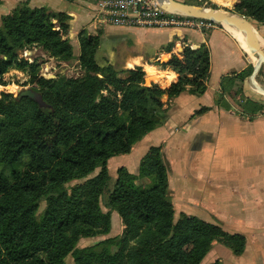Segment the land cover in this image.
I'll use <instances>...</instances> for the list:
<instances>
[{
  "label": "trees",
  "instance_id": "obj_1",
  "mask_svg": "<svg viewBox=\"0 0 264 264\" xmlns=\"http://www.w3.org/2000/svg\"><path fill=\"white\" fill-rule=\"evenodd\" d=\"M233 9L264 24V0H239ZM69 18L64 11L29 0H17L0 18V78L10 67H28L31 79L39 78L40 84L31 88L38 100L0 94V264H68V257L73 264H199L215 241L240 253L242 234L225 232L218 223L195 215L182 213L174 221L170 168L160 145L149 146L137 174L119 166L112 180L106 165L109 157L129 152L167 121L164 92L171 99L186 86L195 94L205 91L208 47L185 46L181 57L173 54L159 62V67L181 73L162 89L146 82L141 66L117 69L108 61L98 63L100 32L89 34L83 28L76 55L82 74L46 78L38 74L34 59L19 57L17 50L37 40L56 59L75 58ZM251 71L249 63L225 74L215 104L229 109L224 94L234 93L242 109L261 111L263 105L243 93ZM96 168L95 175L69 189V181ZM138 178L150 184L136 183ZM42 198L44 210L36 215ZM102 203L118 214L122 230L78 246L79 237L109 230L110 211H103Z\"/></svg>",
  "mask_w": 264,
  "mask_h": 264
},
{
  "label": "crops",
  "instance_id": "obj_2",
  "mask_svg": "<svg viewBox=\"0 0 264 264\" xmlns=\"http://www.w3.org/2000/svg\"><path fill=\"white\" fill-rule=\"evenodd\" d=\"M93 1L54 0L53 4L44 5L69 15V37L83 28L89 34L96 30L100 32V44L95 54L97 62L99 53L106 58L103 63L108 61L117 69L141 66L149 82L166 89L181 73L169 66L159 67V62L168 60L173 54L181 57L185 46L195 49L205 44L209 50L205 91L195 94L186 86L171 99L164 92L161 99L169 104L167 121L148 132L117 159L115 172L119 166H124L137 174L140 159L149 146L160 145L170 168L167 178L174 217L182 213L195 215L207 222L218 223L225 232L244 236L245 244L240 253L215 241L203 257V264L216 260L220 264H264V106L258 112H252L248 107L242 109L230 93L224 94L229 109L215 104L221 91V78L252 64L249 55L220 26L202 31L167 27H95L91 10ZM178 1L187 3L186 0ZM73 23L79 26L74 35ZM74 39L77 41L76 37ZM243 93L258 100L248 79L244 81ZM197 140H200L199 147H196Z\"/></svg>",
  "mask_w": 264,
  "mask_h": 264
},
{
  "label": "rangeland",
  "instance_id": "obj_3",
  "mask_svg": "<svg viewBox=\"0 0 264 264\" xmlns=\"http://www.w3.org/2000/svg\"><path fill=\"white\" fill-rule=\"evenodd\" d=\"M14 0H0V18L1 16H3L4 14H6L7 12H9L12 8V2ZM187 3L191 4V5H195V6H204V7H211V8H218L217 10H221V11H226L229 14H235L237 16L242 17V19L244 18L245 20L249 21L248 22V26L250 28H252L253 30L259 32V34L264 38V24L260 23L259 21H257L256 19L245 15V14H238L233 8L235 6V4L239 1L236 0L235 2L232 3V1L230 0V3H227V0H186ZM33 5H40L44 3L46 4H53L54 0H32ZM40 3V4H39ZM213 4V5H211ZM52 10V9H50ZM54 11V10H52ZM56 11H63V10H55ZM66 13V12H65ZM53 21H55V19H53ZM244 21V20H243ZM77 23H73V28H72V32L74 35V30L76 27ZM79 25V24H78ZM86 30V29H84ZM69 32V31H68ZM69 34V33H68ZM78 33L76 35H74L73 37H69V41L72 44L73 47V52L75 55V58L71 59L70 61H65V60H59L54 58L53 56H51L47 49L42 47V44L40 41L37 40H32L29 44V47H26L24 49H18V56L19 57H24L26 58L28 61H32L33 59L36 61L37 65H39V72L41 75L45 76L46 78L50 77L53 80H56L60 77H64V78H71V77H75L78 76L80 74H82V70L79 67L78 64V59L76 58V55L79 54V44H78V40L75 41L74 37H76L77 39ZM234 40V39H233ZM236 42V40H235ZM37 44H39L41 46L42 49H40L39 47H37ZM102 51V50H100ZM99 51V52H100ZM98 62L103 63L105 61V56L102 54L98 53ZM249 60H251L252 62L254 61L253 58H251L250 56H248ZM184 76V74H182ZM32 74L30 71V68L25 67V68H15V67H10L6 72L3 73V75L0 78V94L1 92H8L10 94H12L15 97H19L18 96V92L19 90L23 89V88H40V84L38 79H36L35 81H33L31 78ZM145 80L147 83H149L148 78L146 77V75H144ZM248 79V77H247ZM256 82L264 87V65L261 66L260 72L258 74H256L255 77ZM252 86V84H251ZM253 91L255 92L256 96L258 97L257 102H260L263 106H264V93H259L256 91V89L252 86ZM232 99L234 101L239 100V97L236 96L234 93H230ZM254 96V97H256ZM162 98V96H161ZM199 139V136L197 137ZM201 139V137H200ZM202 140V139H201ZM198 141V142H197ZM195 141V143H197L196 147H199L200 145V140ZM124 155L122 154H118V155H113L111 156L112 158H110L108 160V172L110 174L111 179H114L115 176V163L117 159H121ZM99 168H96L91 174H89L87 177L84 178H80V179H73L71 181H69L67 183V186L69 187V189L73 186H75L76 184H79L81 182H83L85 179H87L88 177H91L93 175H95L98 172ZM112 175V176H111ZM136 183L139 184H146L149 185L150 181L147 178H138L136 180ZM45 199L42 198L39 206L37 208V214L36 215H40L45 207ZM102 210L103 211H110V228L106 233H98L95 234L93 236H81L77 239L76 244L78 246L84 245V244H88L91 243L97 239L106 237V236H110V235H115L120 233L121 231V219L118 216V214L112 210L109 209L108 207L104 206L103 203L101 204ZM178 218V216L174 217V221H176ZM228 250V249H227ZM214 252H219V251H214ZM220 253V252H219ZM219 255V254H218ZM222 255V254H221ZM206 257V256H205ZM224 260V262L226 261V259L224 258V256H222ZM227 258V257H226ZM203 260H201L200 264H203L204 262H202ZM67 262L68 264H73L72 260L70 257L67 258Z\"/></svg>",
  "mask_w": 264,
  "mask_h": 264
},
{
  "label": "built area",
  "instance_id": "obj_4",
  "mask_svg": "<svg viewBox=\"0 0 264 264\" xmlns=\"http://www.w3.org/2000/svg\"><path fill=\"white\" fill-rule=\"evenodd\" d=\"M91 10L95 27H167L199 31L217 27L203 17L169 12L161 0H94Z\"/></svg>",
  "mask_w": 264,
  "mask_h": 264
},
{
  "label": "water",
  "instance_id": "obj_5",
  "mask_svg": "<svg viewBox=\"0 0 264 264\" xmlns=\"http://www.w3.org/2000/svg\"><path fill=\"white\" fill-rule=\"evenodd\" d=\"M163 6L169 12H175L183 15H189L194 17H203L212 21L217 26L226 28V26L233 27L240 32H242L245 40L248 41V48L252 51L255 61L252 63V71L248 76V80L252 86L259 93H264V87L259 85L255 80V75L259 68L264 65V48L260 47L257 36L252 33H249L246 28L239 26L238 24H232L228 18H222L218 12V8L204 7V6H195L189 3H185L178 0H161ZM263 38V37H262ZM18 96H30L35 99H39V94L32 89L23 88L19 90Z\"/></svg>",
  "mask_w": 264,
  "mask_h": 264
},
{
  "label": "bare ground",
  "instance_id": "obj_6",
  "mask_svg": "<svg viewBox=\"0 0 264 264\" xmlns=\"http://www.w3.org/2000/svg\"><path fill=\"white\" fill-rule=\"evenodd\" d=\"M217 12L222 18H228L232 24H238L239 26L246 28L249 33H252L257 36L258 42L260 43V47L264 48V38H262L259 32L253 30L247 25L249 21L245 20L244 18L242 19V17L237 16L235 14H229L226 11L217 10ZM225 29L235 40L239 42L243 50H245V52L255 61V57L253 56L252 51L248 48V41L245 40V37L243 36L242 32L230 26H226Z\"/></svg>",
  "mask_w": 264,
  "mask_h": 264
}]
</instances>
